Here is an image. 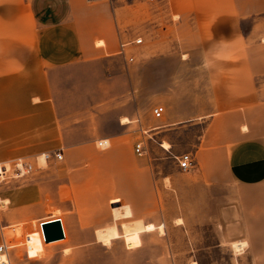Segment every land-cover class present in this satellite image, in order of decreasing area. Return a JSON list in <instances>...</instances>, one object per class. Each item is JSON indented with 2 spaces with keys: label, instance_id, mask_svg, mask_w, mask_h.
Masks as SVG:
<instances>
[{
  "label": "rangeland",
  "instance_id": "1",
  "mask_svg": "<svg viewBox=\"0 0 264 264\" xmlns=\"http://www.w3.org/2000/svg\"><path fill=\"white\" fill-rule=\"evenodd\" d=\"M104 3L113 18L115 47L49 68L51 108L40 114L50 122V139L53 130L63 133L61 151L54 152L67 159L46 163L43 152L8 157L9 147L20 149V144L0 143V166L10 168L0 176V211L12 218L4 231L12 254L22 259L26 238L43 236L41 230L36 233L41 221L32 219L41 204H27L28 192L38 190L40 196L45 182L48 216L64 217L69 208L68 197L58 196L57 174L43 172L104 163L113 141L109 148L98 142L123 136L125 124L136 138L139 128L149 131L144 142L159 208L145 222L155 229L141 232L135 248L127 245L125 229L142 223L136 222L139 216L117 222L119 238L87 243L82 252H74L69 241L50 246L42 241L33 264H264V253L251 252L264 237V206H237L239 192L255 199L264 196V185L241 190L228 187L223 174L221 179L211 174L214 164L222 165L224 146L264 137V3L248 2L244 9L258 11H243L236 27L226 23L217 29L208 22L193 23L190 0L170 1L167 7L147 0ZM138 36L144 42L130 49L134 61L126 60L119 51L121 40ZM104 44V37L96 38L95 46ZM156 107L165 108L162 119L154 117ZM173 121L184 122L169 126ZM118 140L132 143L130 137ZM56 142L45 143L53 151ZM186 153L194 159L188 172L178 163ZM80 208L86 217H112L106 207Z\"/></svg>",
  "mask_w": 264,
  "mask_h": 264
},
{
  "label": "crops",
  "instance_id": "2",
  "mask_svg": "<svg viewBox=\"0 0 264 264\" xmlns=\"http://www.w3.org/2000/svg\"><path fill=\"white\" fill-rule=\"evenodd\" d=\"M190 1V12L195 13L192 15L193 23L208 22L209 28L217 29L226 23L236 27L237 21L242 18L241 13L248 10L243 5L247 6L248 2L255 0ZM104 2L105 0H0V143L20 144V149L9 147L11 151L6 156H34L40 152L61 151L63 133L53 130L55 133H52L53 138L50 139V122L40 114L51 108L49 68L87 59L90 54L103 55L108 49L115 47L117 34L114 33L111 24L113 18ZM248 11L258 10L251 7ZM99 37H104V47L95 46V40ZM217 108L225 106L218 105ZM183 122L173 121L169 126ZM122 127L125 131L123 136L106 139L109 142L112 140L113 145L104 163L66 165L57 171L43 172L47 175L57 174L58 196L68 197L70 200L64 217L48 216L47 203L44 202L47 188L45 182L40 196L38 190L27 193V204L35 201L41 204L35 215H32L33 221H41L40 225L42 222L61 220L65 238L53 244L69 241L74 252H82L81 248L87 243L109 244L119 238L117 222L139 216L136 222L143 224L136 223L125 229L127 245L135 248L140 245L141 232L155 229L153 224L145 222L146 217L159 208L151 166L147 159L149 151L144 142L149 131L139 128L140 139L129 134L127 125L122 124ZM122 137H130L132 143L127 141L125 145L122 144L124 141L118 140ZM142 139L146 155L139 156L135 146ZM50 140L57 141L52 148L58 149L51 151L45 143ZM35 142L41 145L35 148ZM63 155L67 159V155ZM74 155L81 157L83 153L74 151ZM219 156L222 165L216 168L215 164L212 166L213 178L216 176L221 179L223 174V182H229L228 187L236 185L241 190L264 185L263 136H250L224 146ZM237 196V206H264V196L247 199L241 197L240 192ZM83 198H92L96 202L79 200ZM10 203L9 200L8 204ZM89 204L106 207L112 217H86L85 211L80 207ZM6 207L7 204H4L3 208ZM108 208H111L110 211ZM105 220H110L111 223L103 225ZM11 222L12 218L0 211V244L8 243L4 231L10 227ZM149 226L154 229L148 230ZM42 241V235L31 236L32 249L28 253L25 248L22 259L12 254L11 246L10 264H33L31 258L37 257V251H42ZM250 243L252 244V240ZM44 244L53 245L46 242ZM255 247L251 252L264 253V237Z\"/></svg>",
  "mask_w": 264,
  "mask_h": 264
},
{
  "label": "built area",
  "instance_id": "3",
  "mask_svg": "<svg viewBox=\"0 0 264 264\" xmlns=\"http://www.w3.org/2000/svg\"><path fill=\"white\" fill-rule=\"evenodd\" d=\"M149 3L154 5H159L161 7H167L170 4L171 0H147ZM144 42V38L142 36H138L132 40H121L120 43V53L126 58V60L134 61L135 56L130 51V49L133 47V45H140ZM165 114V108L164 107H156L153 110L154 117L159 120L162 119ZM100 147L108 148L107 140H100L98 142ZM135 150L137 155L144 156L146 155V151L144 148V142L141 140L138 142L135 146ZM44 161L51 162L56 161L60 162L64 159V155L61 152H48L43 154ZM179 167L182 171L188 172L194 165V159L192 154L186 153L178 158ZM57 221H61L60 219ZM48 222V221H47ZM54 222V221H52ZM51 223V222H48ZM62 223V222H61ZM47 224L46 222H42L38 226V233L40 230L43 234V241L46 242L44 232H43V225ZM64 232V231H63ZM32 236V235H31ZM31 236H28L25 240V247L27 252L29 253L32 249L31 247ZM11 250V245H9L7 242H3L0 244V264H10L9 261V252Z\"/></svg>",
  "mask_w": 264,
  "mask_h": 264
},
{
  "label": "water",
  "instance_id": "4",
  "mask_svg": "<svg viewBox=\"0 0 264 264\" xmlns=\"http://www.w3.org/2000/svg\"><path fill=\"white\" fill-rule=\"evenodd\" d=\"M57 220L59 219L48 221L51 223L46 222L47 224L43 225V232H44L46 243L60 241L65 238L63 228H62V223L61 221H57Z\"/></svg>",
  "mask_w": 264,
  "mask_h": 264
},
{
  "label": "bare ground",
  "instance_id": "5",
  "mask_svg": "<svg viewBox=\"0 0 264 264\" xmlns=\"http://www.w3.org/2000/svg\"><path fill=\"white\" fill-rule=\"evenodd\" d=\"M107 144H109V141H107ZM4 169L6 170V172H8V171L10 170V168H8L7 166L4 167ZM4 169H3L2 166H0V176H1L2 174H5V173H6V172H4ZM2 204H3V203H2ZM0 205H1V204H0ZM147 229H148V230H153L154 227H153V226H149ZM241 231H242V230H241ZM56 242H58V241H56ZM52 243H54V242H52Z\"/></svg>",
  "mask_w": 264,
  "mask_h": 264
}]
</instances>
